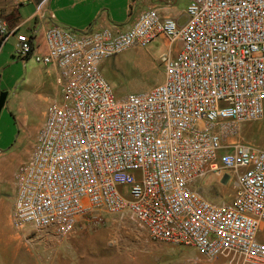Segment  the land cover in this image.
<instances>
[{
    "label": "built area",
    "instance_id": "2783aa9c",
    "mask_svg": "<svg viewBox=\"0 0 264 264\" xmlns=\"http://www.w3.org/2000/svg\"><path fill=\"white\" fill-rule=\"evenodd\" d=\"M33 17L20 32L0 11V45L13 36L17 57L55 66L60 98L16 173L11 225L65 236L84 217L127 213L154 241L264 264V149L230 140L264 115V0H190L184 23L146 9L128 29L45 26L41 6ZM158 38L180 42L160 57L163 81L115 97L100 62ZM231 175L223 204L193 187Z\"/></svg>",
    "mask_w": 264,
    "mask_h": 264
},
{
    "label": "crops",
    "instance_id": "0c3cea01",
    "mask_svg": "<svg viewBox=\"0 0 264 264\" xmlns=\"http://www.w3.org/2000/svg\"><path fill=\"white\" fill-rule=\"evenodd\" d=\"M189 1L22 0L21 3L14 4L12 0H0V11L3 20L10 28L17 26L20 32L26 33L35 25H39L38 18L33 17L39 6H41L45 26L55 23L77 31L113 26L128 29L133 25L138 13L146 9H154L161 16L171 17L178 23H184ZM50 13L54 14V19L49 18ZM161 40L164 46L167 47L168 53L172 56L175 55L177 48L173 51L166 39L162 38ZM14 46L15 38L13 36H10L6 42L0 45V85L4 79V65L7 62V56L14 52ZM39 64L33 67V71L28 76L23 77L26 90L14 94L19 100L16 111L18 114H16L15 119L25 134L29 129L31 114L35 115L39 112L41 101L47 103L41 111L43 119L36 126L37 136L45 122L48 107L60 98V89L56 83L57 68L53 65ZM9 94V91L0 93V97L2 96L3 99L2 107L7 103ZM241 129L243 131L252 130V127L249 125ZM239 143L249 145L255 149H262L257 144H249L245 140ZM34 146L27 148L24 155L21 152L6 151L0 147V264H108L112 261L125 264L128 260L135 261L136 255H138L137 252L146 248L148 241L152 239L145 230L139 229L138 224L135 226L131 223L135 220L127 213L109 214L103 212L100 214L99 220L86 225V231L78 230L66 236L67 238H73L77 234L86 236V248L78 258L60 256L53 240L61 237L55 235L49 229H38L31 225L15 229L11 225L14 199L9 196L8 192L10 190L16 192V173L23 164L30 160ZM11 166L13 169L10 168V172L7 174L6 170ZM203 195L207 198L210 197L205 193ZM123 232H129L130 235L122 236ZM95 240L102 243L103 247L107 245V242L111 246H116L117 255H99L105 247L97 253L89 251L87 248L88 241ZM119 246L129 247L136 251L134 250L131 254L129 250H120ZM44 253L46 254L45 258L43 257Z\"/></svg>",
    "mask_w": 264,
    "mask_h": 264
},
{
    "label": "rangeland",
    "instance_id": "374dc122",
    "mask_svg": "<svg viewBox=\"0 0 264 264\" xmlns=\"http://www.w3.org/2000/svg\"><path fill=\"white\" fill-rule=\"evenodd\" d=\"M179 44V41L174 42L170 45V49L174 51L179 47ZM167 52V47L158 38L147 46L134 45L118 54L103 59L100 62L99 68L104 78L111 85L115 97L120 98L129 92L147 91L162 82L164 79V65L160 57L163 53ZM38 64L32 58L24 60L17 57L14 52L7 56V62L4 65V79L0 85V93H7V91L10 93L7 103H5L0 111V147L6 151H18L24 155L27 148L37 143L36 126L43 119L41 111L47 103L41 101L39 112L35 115L31 114L29 129L27 134H25L15 119L16 114H18L16 111L19 100L14 94H19L23 90H26L23 77L28 76L33 71V67L38 66ZM249 125H251L252 130L248 129L243 131L241 129ZM230 140L234 142H243L245 140L249 144H257L260 148L264 149V115L259 120L238 124L236 133L231 136ZM10 168L13 169L12 166L7 168V174L10 172ZM234 180L235 176L231 175L229 181L223 185L211 177H208L207 180L206 177H199L194 182L193 187L197 189L203 188L200 192L202 194H208L210 196L208 200L212 203L223 204L229 202L234 194ZM8 193L12 199L15 198V193L12 190ZM95 220L94 216L84 217L76 231H86V223L90 224L95 222ZM131 223L137 226L135 221ZM138 227L143 230L139 225ZM68 235L59 236L61 238L54 239L53 243L57 247L60 256L65 258H78L83 254L84 248H86V236L77 234L73 238H67L66 236ZM128 235H130L129 232L122 233V236ZM257 239L264 242V223L259 227ZM164 243L154 240L148 241L147 247L137 252L136 260H128L125 264H231L228 258L224 256H216L214 259H208L194 247ZM104 247L105 249L102 250ZM104 247L102 243L96 240L88 241L87 243V248L91 252L97 253L102 250L99 255H117L118 250L116 246H111L107 242V245H104ZM119 249L122 251L129 250L131 254L135 250L122 246H119ZM43 257H46L45 253ZM108 264L121 263H114L112 261L108 262Z\"/></svg>",
    "mask_w": 264,
    "mask_h": 264
},
{
    "label": "water",
    "instance_id": "95a60500",
    "mask_svg": "<svg viewBox=\"0 0 264 264\" xmlns=\"http://www.w3.org/2000/svg\"><path fill=\"white\" fill-rule=\"evenodd\" d=\"M2 105H3V99H2V96H1L0 97V109H1Z\"/></svg>",
    "mask_w": 264,
    "mask_h": 264
}]
</instances>
